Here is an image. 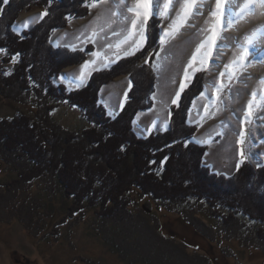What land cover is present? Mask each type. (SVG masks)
Here are the masks:
<instances>
[{
  "label": "rangeland",
  "instance_id": "1",
  "mask_svg": "<svg viewBox=\"0 0 264 264\" xmlns=\"http://www.w3.org/2000/svg\"><path fill=\"white\" fill-rule=\"evenodd\" d=\"M93 3L85 14L52 32L55 46L79 50L81 55L78 62L55 77L57 83L78 90L95 72L133 57L132 66L108 77L100 88V102L112 117L128 99L131 78L149 64L155 82L149 97L139 103L135 130L140 136L168 130L172 108L181 101L182 93L190 89L189 95L197 88L188 114L189 121L200 126L192 141L208 145L204 163L216 173L231 176L241 164L243 150V160H251L255 166L264 164V7L259 0H221L220 9L217 0H187L191 7H185L186 0H151L152 15L143 25L137 20L136 27L132 25L136 16L127 10L136 0H126L127 7L125 0ZM246 3L249 9L244 8ZM45 12L47 8L40 2L25 7L18 13L15 30L30 29ZM6 55L0 52V75L11 76L17 59L3 62ZM197 73L200 75L196 82L197 78H193ZM195 82L200 83L201 91L195 88ZM25 92L16 85L0 88V119L22 114L39 117L46 112L47 95ZM37 104H43L39 112L32 109ZM48 114L73 132L90 126L78 106L60 104ZM13 156L16 164L23 167L24 159ZM12 171L0 162V182ZM149 205L146 210L132 207L131 221L100 219L97 212L88 223L74 219L72 223H76L70 229L65 227L59 234L51 231L40 238L27 234L20 220H11L7 211L0 210V264H79L77 257L94 264H119L110 236L135 226L136 219L143 220L139 223L142 231L151 235L161 225L165 234L182 238L183 243L177 240L179 244L188 243L191 253L204 254L197 247L205 245L218 264H264V258L258 257L259 249L264 252V239L257 235L255 222L240 219L227 225L214 220L209 211L200 210L189 221L218 240L220 246L212 248L206 239L198 237L197 229L175 215L152 213ZM174 250L183 264H190V257L181 249ZM172 260L177 262L174 256Z\"/></svg>",
  "mask_w": 264,
  "mask_h": 264
},
{
  "label": "trees",
  "instance_id": "2",
  "mask_svg": "<svg viewBox=\"0 0 264 264\" xmlns=\"http://www.w3.org/2000/svg\"><path fill=\"white\" fill-rule=\"evenodd\" d=\"M95 1L8 0L4 4L0 0V49L7 54L3 62L17 59L11 76L0 75V88L16 85L27 94L47 95V113L0 119V162L13 170L0 182V210L7 211L11 220H20L27 234L39 238L51 231L59 234L76 222L88 223L97 212L100 219L131 221L132 207L146 210L150 204L152 213L175 215L197 229L198 237L212 248L220 246L218 240L189 221L202 209L227 225L237 219L255 222L257 235L264 239V164L255 166L246 159L233 175L219 174L204 163L208 145L192 141L200 126L189 121L188 113L196 87L201 91L196 83L200 74L193 78H197L196 89L189 95L190 89L185 90L172 108L170 128L147 137L137 133L135 119L139 103L149 97L155 82L149 64L131 78L128 99L115 117L100 102V88L108 77L132 66L133 57L95 72L78 90L55 81L81 55L79 50L55 46L52 32L85 14ZM39 2L47 15L30 29L16 31L18 13ZM60 104L78 106L90 126L73 132L57 124L48 113ZM42 107L37 104L32 109L39 112ZM13 155L24 159L23 167ZM74 219L78 221L72 223ZM142 221L136 219L135 226L110 236L119 264H183L175 248L190 257V264H218L205 245L197 247L204 254L191 253L188 243L179 244L182 238L165 234L161 225L153 235L142 231ZM258 251V257L264 258V252ZM77 260L94 264L81 257Z\"/></svg>",
  "mask_w": 264,
  "mask_h": 264
},
{
  "label": "snow or ice",
  "instance_id": "3",
  "mask_svg": "<svg viewBox=\"0 0 264 264\" xmlns=\"http://www.w3.org/2000/svg\"><path fill=\"white\" fill-rule=\"evenodd\" d=\"M2 2L4 4H7L8 0H2ZM259 3H260L261 7H264V0H259ZM91 6L94 7L95 3H93ZM125 6L127 7L126 0H125ZM168 6L169 5L167 3L164 5L165 8H167ZM191 6L192 5L188 4L187 0H186L185 7H191ZM221 6H222L221 5V0H217V9H220ZM156 7H157V11H159V3L158 2H157ZM150 8H151V0H136V3L132 7H127L128 12L133 13L136 16V18H137V19L132 20L133 27H136L137 20H140L141 25H143L146 22L148 17L150 15H152V13L150 12ZM244 8L245 9H249L250 8V4L246 3L244 5ZM161 14H163V13H161ZM43 15H47V12L43 13L42 16ZM214 15H216V14L214 13ZM42 16H41V18H42ZM228 26L229 27L231 26V22L228 23ZM202 46L203 45H201V47ZM2 51H4V50L0 49V52H2ZM245 51H247V50H245ZM126 54H132V53H126ZM194 59H195V57H194ZM249 108L251 109V103L249 104ZM240 143L241 144L244 143L243 139H241ZM241 157H242V161L241 162H243V158H244L243 150H241Z\"/></svg>",
  "mask_w": 264,
  "mask_h": 264
},
{
  "label": "bare ground",
  "instance_id": "4",
  "mask_svg": "<svg viewBox=\"0 0 264 264\" xmlns=\"http://www.w3.org/2000/svg\"><path fill=\"white\" fill-rule=\"evenodd\" d=\"M73 178V177H72ZM105 197V196H104ZM108 219V218H107ZM238 220V219H237Z\"/></svg>",
  "mask_w": 264,
  "mask_h": 264
}]
</instances>
